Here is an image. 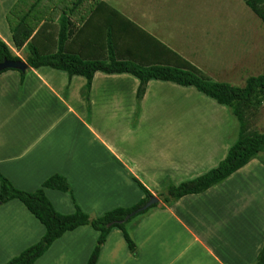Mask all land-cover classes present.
<instances>
[{"label":"crops","instance_id":"obj_1","mask_svg":"<svg viewBox=\"0 0 264 264\" xmlns=\"http://www.w3.org/2000/svg\"><path fill=\"white\" fill-rule=\"evenodd\" d=\"M19 1L0 0V40L26 61L29 51L26 46L15 47L7 20ZM212 1L22 0V4L26 8L38 2L44 12L29 40L43 55L58 50L64 21L70 23L66 53L107 60L112 32L120 60L143 66H193L202 72L207 59L197 55L206 54L212 46L226 50L223 39L231 38V30L239 32L221 11L217 16L223 24H209L218 8ZM216 2L228 9L240 5L238 0ZM179 37L190 39L192 50L175 46L172 39ZM51 38L53 45L46 49ZM229 62L213 66L207 77L244 86L253 74L238 78L230 58ZM86 83L83 76L69 77L50 67L29 68L23 78L15 70L0 74V175L28 192L42 188L51 176L62 175L72 195L44 188L62 214H72L79 206L98 217L118 207H131L145 197L135 179L158 197L169 184L194 179L216 167L238 139L230 108L207 96L194 110L174 107L173 125L149 126L165 113L155 110L159 98L185 94L194 98L193 86L150 80L138 108L140 81L131 74L97 72L88 103ZM254 160L208 190L184 196L170 206L158 197V206L127 224L137 253L130 252L123 232L114 228L96 264H254L264 243V214L258 211L247 218L244 194L239 188L229 189L237 176L250 172ZM255 164L262 168L260 162ZM45 232L20 200L0 205V264L39 242ZM98 236L87 225L68 231L34 264H87Z\"/></svg>","mask_w":264,"mask_h":264},{"label":"trees","instance_id":"obj_2","mask_svg":"<svg viewBox=\"0 0 264 264\" xmlns=\"http://www.w3.org/2000/svg\"><path fill=\"white\" fill-rule=\"evenodd\" d=\"M243 1L264 23V0ZM37 3L34 2L30 7L26 5L25 8L21 0L8 13L7 20L15 47L21 49L26 46L28 49L29 55L25 61L28 69L50 67L66 72L69 77L76 75L85 77L87 81L85 86L87 103L89 102V92L93 78L97 72L105 74L127 73L135 76L140 81L136 93L138 108L145 96L148 82L155 79L181 86H193L217 103L230 108L233 115L237 118L239 123L238 139L229 148L227 156L216 167L199 177L182 181L177 185L169 184L166 191L158 195L164 206H170L184 196L200 194L208 190L245 167L259 154H264V131L260 132L254 127V122L262 108H264V73L249 76L244 86H235L210 80L193 66H190L189 69L160 65L143 66L133 61L120 60L115 54L112 32L108 34L109 57L107 60L84 59L77 54L65 52L64 46L68 40V24L70 23L64 21L60 23L58 50L55 53L43 55L29 42L32 34L45 17L44 12L40 11ZM5 59L22 60L4 41L0 40V63ZM9 70L13 69L4 70L0 74ZM15 71L20 72L22 78L25 76L26 71ZM135 181L145 194V197L140 202L128 208L118 207L105 212L101 216L91 217L83 212L79 206H76L73 214H62L54 208L52 202L46 196L44 188L55 189L72 195L71 186L62 175L51 176L43 183L42 188L32 192L17 189L6 177L0 175V205L13 199L20 200L46 229L44 236L39 242L28 247L5 264H34L66 232L85 225L91 226L95 231L99 232L96 245L87 264H96L107 236L114 228H118L123 232L130 252L136 254L137 247L127 230V224L151 207L126 222L120 223L119 221H123L127 215L144 206L153 194L140 181L137 179ZM158 205L159 203L154 204L152 207ZM254 264H264V243Z\"/></svg>","mask_w":264,"mask_h":264},{"label":"rangeland","instance_id":"obj_3","mask_svg":"<svg viewBox=\"0 0 264 264\" xmlns=\"http://www.w3.org/2000/svg\"><path fill=\"white\" fill-rule=\"evenodd\" d=\"M212 3L217 5V11L212 12L213 20L209 24L216 26L218 24H223L219 22L217 14L225 13L224 16L228 15L229 19L226 22H229L230 25H236L239 29V32L236 34L231 30L230 37L223 39V43L226 46V50L221 51L223 46H212L207 48L206 54H199L197 57L201 60L207 59L208 65L205 66V71H202L206 77H210L209 71L213 69V66H217L220 63L229 62L234 70L233 73L238 75V78L249 75H258L264 73V23L257 17L251 9L245 4L243 0H238L237 4H240L235 9L230 7L228 9L223 4H218L216 0H213ZM222 3V2H221ZM215 8V9H216ZM192 10V9H191ZM188 16H191L190 13H187ZM242 32H245L244 34ZM175 46L186 50L190 49V39L184 37H179L172 39ZM53 45V39H49L45 43V48L49 49ZM203 48L205 46H201ZM192 50V49H190ZM221 51V52H220ZM28 53V50H27ZM208 66V67H206ZM215 70V68H214ZM242 86V85H240ZM195 95L194 98H190L188 95H182L181 98H174L172 95H169L167 98H159L155 105V110L165 112L160 114L157 118H154L150 121L149 126L163 127L167 125H173V109L176 106H179L180 110L188 109L194 110L196 108V103L201 102V97L206 99V95L198 92L195 87H192L190 90ZM177 93L178 91L175 90ZM183 93L178 92L177 94ZM208 97V96H207ZM202 99V102H203ZM228 108V107H227ZM229 109V108H228ZM231 112V110L229 109ZM167 116H164V115ZM231 118L236 121L237 127L239 128V123L237 118L231 113ZM181 121V119H180ZM185 124V123H183ZM254 127L260 131H264V108H262L258 118L254 122ZM255 161H258L262 164L264 169V154H259L252 163L250 172H246L245 175L237 176L230 184L229 189L239 188L240 193L244 194L245 197V207H246V217L251 218L260 213L264 214V170L263 172L259 170ZM256 166V167H255ZM261 168V169H262ZM73 214V213H72ZM130 223V222H129Z\"/></svg>","mask_w":264,"mask_h":264},{"label":"water","instance_id":"obj_4","mask_svg":"<svg viewBox=\"0 0 264 264\" xmlns=\"http://www.w3.org/2000/svg\"><path fill=\"white\" fill-rule=\"evenodd\" d=\"M8 69H13V70H19V71H26L28 69V65L25 61L19 60V61H13V60H7L5 59L3 62L0 63V72ZM160 199L156 196H152L147 203L137 209L136 211L132 212L131 214L127 215L123 221H119L120 223L128 221L130 218L134 217L140 212H143L150 207H152L154 204L159 203Z\"/></svg>","mask_w":264,"mask_h":264}]
</instances>
